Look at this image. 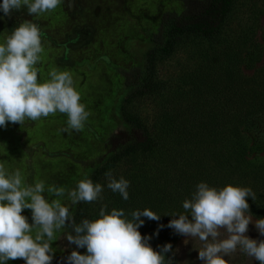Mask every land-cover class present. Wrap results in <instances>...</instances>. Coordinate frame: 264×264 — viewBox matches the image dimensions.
<instances>
[{
  "label": "rangeland",
  "instance_id": "rangeland-1",
  "mask_svg": "<svg viewBox=\"0 0 264 264\" xmlns=\"http://www.w3.org/2000/svg\"><path fill=\"white\" fill-rule=\"evenodd\" d=\"M231 1L218 34L213 38L194 33L178 35L168 52L158 50L151 37L164 13L184 10V0H65L55 11L40 16L29 15L26 9L12 10L9 15L0 12V39L26 21L41 27L45 51L37 66L38 78L47 79L53 69L70 71L81 102L91 112L79 132H61L67 126V116L60 113L0 128V163L10 171L20 169L28 184L44 180L46 184L68 189L93 176L94 183L106 184L105 173L111 170L117 178L123 176L144 186L138 190L130 188L127 201L105 187L103 201L89 203L92 219L107 204L108 211L122 208L130 214L149 208L162 215L159 222L142 217L145 220L139 229L142 235H148V229L156 230L158 224L167 225L172 217L164 215L169 213L165 204L159 203L158 190L163 184L175 183L171 182L174 173L165 161V141L169 134L164 130L177 127L171 140L177 138L185 124L188 129L196 126L198 131L200 118L213 110L222 111L233 96L249 89L251 81L247 79L251 76L260 88L258 98L264 99V0ZM136 68L142 69L144 79L155 86L152 91L130 97L124 72ZM224 98L226 102L222 105ZM136 117L160 142L158 149L114 157L115 153L109 151L110 138L128 128ZM174 119L182 124H174ZM246 139L249 159L263 161L264 135L258 138L251 131ZM182 145L178 151L185 148L186 155L179 153L181 157L177 159L191 157L188 144L183 141ZM204 145L200 154L210 156L211 151ZM168 207L175 208L176 213L184 212L182 206ZM75 209L76 205L72 213ZM250 212L254 220L260 218ZM22 215L31 223L30 209H25ZM166 229L160 231V240L150 241L153 248L166 243L163 240ZM57 235L58 239L52 242L56 250L52 264L65 248V235ZM247 235L264 239L253 224L249 225ZM202 246L196 238L177 234L173 243L176 264H202L198 259V249ZM8 264H25V261L10 260ZM229 264L258 262L237 252Z\"/></svg>",
  "mask_w": 264,
  "mask_h": 264
},
{
  "label": "clouds",
  "instance_id": "clouds-1",
  "mask_svg": "<svg viewBox=\"0 0 264 264\" xmlns=\"http://www.w3.org/2000/svg\"><path fill=\"white\" fill-rule=\"evenodd\" d=\"M64 2L0 0V12L9 15L12 10L26 9L29 15L40 16ZM43 37L37 23L26 21L0 39V128L60 113L67 116L61 132L82 131L91 112L81 102L72 73L53 69L47 79L38 78L37 66L45 51ZM105 177L106 184L86 178L72 189L44 180L28 184L20 169L10 171L0 163V264L16 259L25 264H52L56 251L52 242L62 233L76 246L66 264H176L171 243L157 248L150 243L165 227L201 241L198 259L202 264H229L237 252L264 264V239L247 235L253 224L264 237V217L254 220L249 210L247 198L255 200L251 187L231 183L216 187L201 181L183 201V213L164 214L172 217L167 225L158 224L152 235H142V217L159 222L162 215L149 208L130 214L122 208L108 211L103 204L97 218L75 222L72 207L103 201L105 187L125 201L130 198L128 179L117 178L111 170ZM25 209L31 210V223L22 215ZM78 249L86 251L81 254Z\"/></svg>",
  "mask_w": 264,
  "mask_h": 264
},
{
  "label": "trees",
  "instance_id": "trees-1",
  "mask_svg": "<svg viewBox=\"0 0 264 264\" xmlns=\"http://www.w3.org/2000/svg\"><path fill=\"white\" fill-rule=\"evenodd\" d=\"M231 0H184L185 8L181 13L166 12L161 17L158 30L152 35L151 40L156 48L162 52L172 49L176 37L186 34H199L206 38H213L222 28L223 21L228 16L231 8ZM149 66V63H148ZM125 84L129 96L139 95L152 91L155 83L144 79L142 69L124 72ZM249 89L239 95L233 96L228 104L226 98L222 99L224 106L222 111L213 110L200 118L199 126L184 128L174 140L170 136L176 135V128L169 127L164 130L168 136L165 141V161L169 170L174 173L172 184H163L159 187L158 196L165 204L169 214L178 212L186 198H190L195 190V185L205 181L212 186L223 187L229 183L251 187L255 193V200L247 198L250 211L264 217V160L254 161L249 159L250 147L247 142V133L254 132L258 138L264 135V99H259V85L254 76L247 79ZM235 97V98H234ZM252 109H249V107ZM234 108V109H233ZM247 108V110H246ZM233 109V110H232ZM192 120V118H191ZM195 119L191 123L194 122ZM190 122V119H188ZM180 121L173 120V123ZM130 126L114 134L109 140V151L115 153L114 157L122 158L126 153L148 152L158 149L159 141L148 130L140 118L130 121ZM226 127V129H224ZM171 140V141H169ZM203 140V142H201ZM185 141L191 157H181L185 148L179 152L182 142ZM204 143L211 151L210 156L200 154V147ZM177 152V153H175ZM186 155V153H184ZM164 161V162H165ZM165 163V164H166ZM94 182L96 177H90ZM138 181L131 183L130 188L140 189ZM175 188L177 190L171 189ZM168 205V206H167ZM73 218L77 224L84 219L92 220L89 212V203L81 202L76 205ZM68 231H71L69 228ZM155 230L148 229L147 234L152 235ZM163 240L173 245L176 238L174 230L167 228ZM158 237L153 236L152 243L157 242ZM64 251L55 260V264H66V257L76 248L69 244L64 236ZM83 254L85 249H78Z\"/></svg>",
  "mask_w": 264,
  "mask_h": 264
}]
</instances>
